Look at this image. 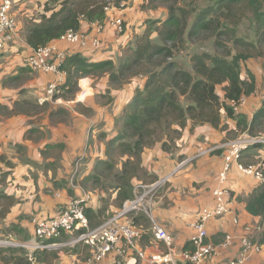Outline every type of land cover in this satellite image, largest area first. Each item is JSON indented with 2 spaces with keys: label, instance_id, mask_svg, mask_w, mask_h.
Here are the masks:
<instances>
[{
  "label": "crops",
  "instance_id": "obj_1",
  "mask_svg": "<svg viewBox=\"0 0 264 264\" xmlns=\"http://www.w3.org/2000/svg\"><path fill=\"white\" fill-rule=\"evenodd\" d=\"M47 1L15 0L11 11L17 19V37L11 46L0 51V242L12 238L19 245L28 246L35 240L34 219L57 215L73 198L84 197L95 213L104 209L92 220V224L97 226L122 208L127 200H120L121 188L95 187L84 180L95 172L97 161L106 158L107 141L117 133L116 117L132 100L136 90L142 89L145 84L143 77H136L124 85L123 90L114 91L108 76L86 77L80 80L81 83L79 81L80 91L74 100L47 98L48 83L56 75L33 71L26 66V59L33 50L27 42L28 31L41 21L44 13L50 14L44 8ZM147 2L129 0L127 6L110 7L106 13V19L121 16L129 22L131 29L128 32L133 30L134 36L128 45H122L127 33L118 38L110 27L103 34L104 46L97 50L82 49L63 41H58V45L68 53L80 51L91 62L117 61L145 31L146 21L151 19V10L145 6ZM56 6L59 8V5ZM94 30L93 22H82L80 31ZM247 61L242 65L244 79L248 78ZM250 71L255 74L257 86L255 92L247 96V104L242 109L249 120L264 100V94L257 95L258 76ZM61 76L58 74V78ZM63 80L65 82L66 77ZM105 91L112 92L113 100L104 99ZM221 92L219 94L223 97V90ZM29 102L39 106L40 110L45 103H52L55 108L57 105L66 107L70 115L67 119H58L57 112L50 105L47 111H31L26 109ZM79 103L91 108L92 113L87 115L75 110ZM222 124L226 125L223 129H216L210 124L193 130L188 126L171 151H165L161 143L146 149L142 154L145 179L134 177L131 181L135 197L139 184H152L165 179L154 198L152 209L155 220L174 237V261L177 264H185L181 251L192 248L190 241L195 230L191 224L204 206L214 204L212 191L220 184L218 176L224 151L221 149L211 155L196 157L197 151L202 147L222 144L245 132L238 128L236 119L226 117L224 112ZM27 132L30 137H26ZM262 159L264 146H256L244 152L241 162L245 165L257 164ZM260 183L253 176L243 174L236 164L233 165L226 183L234 194L231 212L212 218L207 224V241L217 246V254L210 264H221L239 254L240 237L247 235V225L251 226L254 238L262 244V251L253 254L246 264H264V222L259 215H253L246 209L244 201ZM235 216L239 218L238 224L234 222ZM138 222L144 228L150 226V218L146 215H138ZM227 234L234 237L230 246L223 245ZM0 246L4 245L0 243ZM28 246L21 247L30 250ZM138 248L148 254L168 252V246L156 241L152 233L141 237ZM46 249L56 250L55 247ZM86 257L87 254L84 259L72 255L62 258V264H88ZM59 258L45 264H55ZM115 258V253H112L95 264H113ZM124 264L149 263L138 258L136 250H130Z\"/></svg>",
  "mask_w": 264,
  "mask_h": 264
},
{
  "label": "trees",
  "instance_id": "obj_2",
  "mask_svg": "<svg viewBox=\"0 0 264 264\" xmlns=\"http://www.w3.org/2000/svg\"><path fill=\"white\" fill-rule=\"evenodd\" d=\"M128 1L48 0L44 8L50 14L44 13L41 21L30 27L27 42L37 48L57 40L69 29L80 30L83 21L103 22L107 8H123ZM167 7L165 19L150 21L119 60L91 62L80 51L67 52L59 67L66 72V80L53 100H74L80 91L79 81L86 77L108 76L110 83L119 88L136 77L145 79L144 87L136 90L116 117L117 133L107 141L106 158L98 160L95 172L84 180L95 187L121 188L119 198L124 201L134 198L131 181L140 177L138 171H143V152L159 143L165 151L175 149L188 126L193 130L210 124L223 129L224 112L226 117L237 120L242 131L256 134L264 130V100L251 120L243 113H235L231 106V101L256 90L255 74L247 69L248 78H242V65L254 57L264 58V0H209L195 12L191 22V12L186 8ZM244 22L250 24L251 34H240ZM198 43H209L213 52L199 51L202 47ZM186 45L199 47L189 55L187 67L179 60L180 50ZM47 106L49 103L44 104V108ZM90 111L88 107L81 110ZM26 137H30L29 132ZM244 201L246 209L264 222V182ZM103 210L95 213L87 204L86 215L92 227L97 226L92 220ZM138 215L144 214L134 215L140 225ZM57 239L50 241L60 242ZM85 247L88 255L89 248ZM32 255L33 259L23 247L0 246V260L7 259L12 264L48 263L58 258L56 250L43 249Z\"/></svg>",
  "mask_w": 264,
  "mask_h": 264
},
{
  "label": "built area",
  "instance_id": "obj_3",
  "mask_svg": "<svg viewBox=\"0 0 264 264\" xmlns=\"http://www.w3.org/2000/svg\"><path fill=\"white\" fill-rule=\"evenodd\" d=\"M14 0H0V51L6 49L17 37V24L11 11ZM109 8H107L108 11ZM93 32L75 31L72 29L64 32L57 40L46 45L33 48L26 59V65L32 70L45 74L53 73L56 77L48 83L47 98L60 92L59 86L64 83L66 72L59 67L67 55L62 50L58 41L67 42L82 49L97 50L103 45V34L107 27L113 28L117 34H122L125 29V20L121 16L105 19L103 22H93ZM58 74L62 76L58 78ZM56 100H61L60 98ZM247 96H242L237 101H231L235 113H242L247 104ZM264 146V130L256 134L247 131L235 139L222 144L202 147L196 153V157L211 155L218 150H223V167L219 173V186L213 189L214 204L204 206L198 213L196 220L191 224L195 230L191 237V249L181 251L185 264H210L217 254V246L207 241V224L212 218L225 216L230 211L231 201L234 198L233 191L226 186L230 171L234 164L245 175L253 176L260 182H264V159L257 164L245 165L241 162L242 155L251 147ZM165 182L158 180L152 184H139L138 192L133 199H128L123 207L104 223L92 227L86 215L87 201L84 197L73 198L65 205L63 210L54 216H38L35 222V240L29 244H22L14 239L3 240V245L28 246L32 253L57 244L82 243L89 248L86 257L88 264H95L115 253L113 264H123L130 250H136L140 259L149 264H177L174 261V237L166 228L157 222L153 215L152 203L154 198ZM143 213L150 218V226L143 228L134 220V215ZM234 222L239 223V218L234 217ZM246 234L240 237L241 248L239 254L221 264H246L247 260L256 253L262 251V244L251 234V226H245ZM144 232H150L158 242H164L168 246V252L148 254L145 250L138 248L139 241ZM66 234L73 235L69 242H51L54 238H61ZM234 237L227 234L224 246H230Z\"/></svg>",
  "mask_w": 264,
  "mask_h": 264
},
{
  "label": "rangeland",
  "instance_id": "obj_4",
  "mask_svg": "<svg viewBox=\"0 0 264 264\" xmlns=\"http://www.w3.org/2000/svg\"><path fill=\"white\" fill-rule=\"evenodd\" d=\"M208 2H209V0H153V2H150V0H149L148 3L145 6L148 9L151 10V19L147 20L146 24H149V22L152 21V20L161 19L163 17H166V15L169 13V9L167 7L168 5H175L176 7H184L187 10H189L191 12L190 15H189V22H191L192 19L197 14L195 12H199V10L202 9L204 7V5L206 3H208ZM193 10H195V11H193ZM14 17H15V21H16V24H17L16 16L14 15ZM124 20H125L124 32L121 35L120 34H115V35L118 36V38H120L122 35H125L127 33V36L123 37L125 39L124 41H122V45L123 46L128 45V43H129L128 41L131 40V37L133 35V33H132L133 30L128 32V30L131 29L130 26H129V22L125 18H124ZM135 33H136V31H134V34ZM240 34H242V35L251 34L250 24L244 22L241 25ZM154 40H157V35H156V37H154ZM104 41L105 40H103V45L100 48H102L104 46ZM135 41L136 40H134V42ZM13 43H11L9 46H11ZM200 44L201 43H198V46H200ZM122 45L120 47H123ZM192 46L193 45H186V46L182 47L181 50H180V53H179V60L186 67L190 65V63H189V55H191L194 52L195 49L199 48L198 46H196V47H192ZM8 47H6V49ZM200 47H202V48L199 49V51L208 50L210 52H213V50L211 49V46H210L209 43H206V44L203 43ZM247 66L249 67L250 70H252L253 72H256V74L258 76V79H259V90H258L257 95L264 94V58L263 57H254V58H252V59L247 61ZM33 71H35V70H33ZM244 74H245L244 76H246V73H244ZM100 82H102V81H100ZM136 82H138V80L135 81V83ZM80 83H81V81H80ZM113 87H114V91L123 90L122 87H121L122 89H119V87L114 85V84H113ZM221 90H222V87L219 86L218 87V92L222 93ZM105 92H106V94L104 95V99L113 100L112 99V97H113L112 92L111 91L110 92L105 91ZM82 93H83V90H82L80 95H82ZM79 104L80 105H77V106L74 107L75 110L81 111L82 109L84 110V108H87L86 105L81 104V103H79ZM26 105H27L26 109H30L31 111L34 110V111H41L42 112V110H44V111L48 110V106L45 107V108H41V110H40L39 106H37L33 102H29ZM49 105L51 107H53V111L54 112H57V114H58L57 118L58 119H67L69 117L70 110L67 109L66 107H59V105H57L58 107L55 108L56 105H54L52 103H49ZM62 109L65 110L66 112L62 113V111H60ZM90 110L91 111L89 113H86L87 115H90L92 113V109L91 108H90ZM58 112H60V113H58ZM261 131H263V130H261ZM237 136H235V138H237ZM235 138H232V139H235ZM116 157L118 158V156H116ZM222 167H223V165H222ZM137 174L140 177L145 179L144 172L142 170L138 171ZM72 236L73 235H71V234H67L65 236H62L61 238L58 237L57 240L60 241V243H67V242H69V240L71 239ZM11 239L12 238H7L6 240H11ZM3 247H6V248L7 247L21 248V246H14V245H7V244L4 245ZM55 248H56V252H57L58 257H60L56 261V263L54 262L55 264H62V262H63L62 258H67V257L69 258L72 255H77V256L82 257V259H84L83 257H85V255L87 254V248L82 243L57 244L55 246ZM24 249L26 251H28L29 253H31V250L26 249V248H24ZM0 264H12V263L8 262L7 259H3V260H0ZM39 264H45V263L41 262Z\"/></svg>",
  "mask_w": 264,
  "mask_h": 264
},
{
  "label": "water",
  "instance_id": "obj_5",
  "mask_svg": "<svg viewBox=\"0 0 264 264\" xmlns=\"http://www.w3.org/2000/svg\"><path fill=\"white\" fill-rule=\"evenodd\" d=\"M14 3H15V0H14Z\"/></svg>",
  "mask_w": 264,
  "mask_h": 264
},
{
  "label": "bare ground",
  "instance_id": "obj_6",
  "mask_svg": "<svg viewBox=\"0 0 264 264\" xmlns=\"http://www.w3.org/2000/svg\"><path fill=\"white\" fill-rule=\"evenodd\" d=\"M85 92V91H84Z\"/></svg>",
  "mask_w": 264,
  "mask_h": 264
}]
</instances>
